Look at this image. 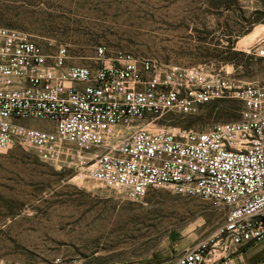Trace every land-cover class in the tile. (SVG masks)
<instances>
[{
	"label": "built area",
	"instance_id": "obj_1",
	"mask_svg": "<svg viewBox=\"0 0 264 264\" xmlns=\"http://www.w3.org/2000/svg\"><path fill=\"white\" fill-rule=\"evenodd\" d=\"M243 51L264 58V22ZM67 59L62 45L49 55L29 34L0 26V151L23 143L41 161L79 167V175L131 201L152 189L210 201L223 221L168 264H264V86L239 83L222 67L102 45L88 65ZM221 99L240 102L239 120L202 131L156 124ZM35 120L51 128L31 126ZM254 244L260 258L243 262V249Z\"/></svg>",
	"mask_w": 264,
	"mask_h": 264
},
{
	"label": "rangeland",
	"instance_id": "obj_2",
	"mask_svg": "<svg viewBox=\"0 0 264 264\" xmlns=\"http://www.w3.org/2000/svg\"><path fill=\"white\" fill-rule=\"evenodd\" d=\"M0 0V26L23 31L66 65H88L95 47L181 66L206 65L239 83L264 86V58L243 51L264 22V0ZM230 52L243 56H230ZM240 102L221 99L195 114L167 113V129L207 130L240 119ZM29 124L51 128L39 120ZM79 167L41 161L23 143L0 151V259L68 264H168L206 238L222 212L200 197L152 189L131 201Z\"/></svg>",
	"mask_w": 264,
	"mask_h": 264
},
{
	"label": "crops",
	"instance_id": "obj_3",
	"mask_svg": "<svg viewBox=\"0 0 264 264\" xmlns=\"http://www.w3.org/2000/svg\"><path fill=\"white\" fill-rule=\"evenodd\" d=\"M260 249H261L260 244H254L246 247L245 249H243V254L241 259L243 260V262L258 260L261 256Z\"/></svg>",
	"mask_w": 264,
	"mask_h": 264
},
{
	"label": "trees",
	"instance_id": "obj_4",
	"mask_svg": "<svg viewBox=\"0 0 264 264\" xmlns=\"http://www.w3.org/2000/svg\"><path fill=\"white\" fill-rule=\"evenodd\" d=\"M227 3L228 4H230V1L229 0H227ZM230 48H232L231 46H228L227 47V50H228V52H229V54H230V56H232L233 58L234 57H236L237 55H241L240 57H242L243 56V54L241 53H237V52H230Z\"/></svg>",
	"mask_w": 264,
	"mask_h": 264
}]
</instances>
